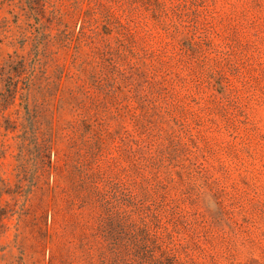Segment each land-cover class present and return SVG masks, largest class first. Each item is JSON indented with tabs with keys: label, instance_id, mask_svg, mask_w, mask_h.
Instances as JSON below:
<instances>
[{
	"label": "rangeland",
	"instance_id": "rangeland-1",
	"mask_svg": "<svg viewBox=\"0 0 264 264\" xmlns=\"http://www.w3.org/2000/svg\"><path fill=\"white\" fill-rule=\"evenodd\" d=\"M103 212L167 264H264V0H0V264H99Z\"/></svg>",
	"mask_w": 264,
	"mask_h": 264
},
{
	"label": "trees",
	"instance_id": "trees-1",
	"mask_svg": "<svg viewBox=\"0 0 264 264\" xmlns=\"http://www.w3.org/2000/svg\"><path fill=\"white\" fill-rule=\"evenodd\" d=\"M52 144H44L46 150L50 152ZM48 166L50 168L57 169V165L48 160ZM53 185L50 186V189ZM77 198L72 199V205L76 206L80 210L79 214H83V211L89 208H95L96 205L92 198L89 196H81L76 202ZM96 225L94 231H87L92 229L89 225V220L76 219L74 224L76 227L81 228V243L86 246L89 251L96 248V240L101 238L104 242L103 247H99L98 260L99 264H167L169 262L168 257L164 254L157 256L153 250L143 251L139 242L135 238H129L124 241L123 231L120 225L116 223V220L107 212L99 213L96 217ZM50 228L45 229V237L49 233ZM50 261H53V255L50 257ZM172 262V260H171Z\"/></svg>",
	"mask_w": 264,
	"mask_h": 264
}]
</instances>
